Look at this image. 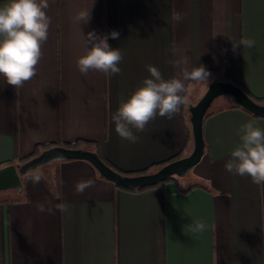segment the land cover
Listing matches in <instances>:
<instances>
[{
    "label": "crops",
    "instance_id": "crops-1",
    "mask_svg": "<svg viewBox=\"0 0 264 264\" xmlns=\"http://www.w3.org/2000/svg\"><path fill=\"white\" fill-rule=\"evenodd\" d=\"M6 2L0 0V6ZM48 3L51 24L36 76L20 88L0 77V167L20 163L38 145L77 140L97 143L125 172L182 151L188 155L193 140H187L186 105L191 91L202 97L206 84L186 82L185 107L171 119L157 115L143 132L133 129L137 142L115 131L112 115L150 78L146 65L157 67L165 79L182 78V67L217 69L264 98V0ZM81 10H90L86 23L75 19ZM175 12L182 14L181 22L173 20ZM112 31L119 32L108 43L123 54L121 72L82 75L76 61L85 52L87 34ZM246 39L255 45H242ZM182 57L186 65L168 63ZM232 104L230 98L210 109L203 124L204 154L191 178L175 175L128 190L83 159L62 160L53 176L45 172L38 183L33 179L38 173L23 176V192L0 193V264H264V185L225 168L240 143L241 126L252 121L264 130V117ZM87 180L93 185L77 192V182ZM41 205L44 211L38 210ZM195 221L205 224L204 231L190 230Z\"/></svg>",
    "mask_w": 264,
    "mask_h": 264
},
{
    "label": "clouds",
    "instance_id": "clouds-1",
    "mask_svg": "<svg viewBox=\"0 0 264 264\" xmlns=\"http://www.w3.org/2000/svg\"><path fill=\"white\" fill-rule=\"evenodd\" d=\"M48 0H7L0 6V77L14 88L23 85L37 74V66L43 56L42 47L48 39L51 18L47 15ZM90 10L77 13V21L87 22ZM173 20L181 22L183 16L173 13ZM109 36L119 38V32L112 31L108 35L99 36L89 32L85 38L86 49L77 58L76 64L82 75L89 71L102 72L105 75H118V66L123 60L119 48L109 46ZM241 44L249 48L255 45L252 39L242 40ZM173 67L187 64V58L168 61ZM150 78H145L126 100H122L117 111L112 115L116 133L125 140L135 143L139 137L134 134L143 132L146 125L157 115L171 119L181 106L186 103V82H196L208 86L210 73L204 66H196L189 70L182 67V78L165 79L161 71L152 65H146ZM240 143L231 150V158L225 168L229 173L248 176L256 185H264V130L254 126L249 121L238 131ZM56 162H62L58 157ZM43 173L34 176V182H39ZM92 180L79 181L76 191L83 192L93 185ZM220 193L217 192V196ZM65 210V206H59ZM40 211L44 207L39 206ZM205 224L195 221L190 226L192 232H202Z\"/></svg>",
    "mask_w": 264,
    "mask_h": 264
},
{
    "label": "water",
    "instance_id": "water-1",
    "mask_svg": "<svg viewBox=\"0 0 264 264\" xmlns=\"http://www.w3.org/2000/svg\"><path fill=\"white\" fill-rule=\"evenodd\" d=\"M222 95L229 96L233 104L241 106L252 114L264 117V103L255 101L235 83L221 80L220 78H214L209 83L202 97L189 107L193 149L188 155L168 162L151 172L127 175L107 165L93 150L55 145L43 150L39 155L31 158L25 163H9L1 166L0 192L9 189H16L19 192H23L22 177L31 169L42 164H48L52 160H57L58 157H62V160H87L92 163L102 177L121 187L136 188L155 185L165 181L171 176L184 175L200 162L204 154V117L213 101Z\"/></svg>",
    "mask_w": 264,
    "mask_h": 264
},
{
    "label": "trees",
    "instance_id": "trees-1",
    "mask_svg": "<svg viewBox=\"0 0 264 264\" xmlns=\"http://www.w3.org/2000/svg\"><path fill=\"white\" fill-rule=\"evenodd\" d=\"M210 73L209 77L208 78H211L213 76H217L218 78H220L221 80H225V81H231L233 83H235L236 85L240 86L251 98H253L255 101L259 102V103H264V98H257L255 96H253L245 87H243L239 82L231 79L230 77H228L227 75L221 73L220 71H218L217 69H211L208 71ZM184 105V104H183ZM185 107V105H184ZM232 107H239L245 111H247L246 109L242 108L241 106L237 105V104H232ZM248 113L252 114L251 112L247 111ZM211 114V111H210V108L209 110L207 111V113L205 114V117H204V121L205 119ZM254 115V114H252ZM256 116V115H254ZM204 124V122H203ZM185 126H186V129H187V133H188V142L193 140V136H192V127H191V123H190V115L188 117L187 120H185ZM56 145H62V146H66V147H71V148H84V149H89V150H93L95 151L100 157L101 159L107 164L109 165L110 167H112L113 169H115L116 171L120 172V173H123V174H127V175H134V174H142V173H147V172H151V171H154L156 170L157 168H159L160 166L168 163V162H171L173 160H176L178 158H181L184 156V153L183 151L176 154L174 157L166 160V161H162L160 163H155L153 165H150L149 167L145 168V169H142L140 171H134V172H125V171H122L120 170L119 168H117L113 163H111L100 151L99 149V146L97 143L95 142H92V141H88V140H77L76 142L74 143H56ZM52 146H55V144H47V145H38L36 146V148L34 149V151L27 157L21 159L20 161V164L22 163H25L26 161L30 160L31 158L39 155L43 150L47 149V148H50ZM30 174V171L25 174L24 176H28ZM172 178L169 177L167 178L166 180ZM165 180V181H166ZM157 185V184H155ZM155 185H148V186H142V187H136V188H128V187H121V186H118L116 185L117 187H120V188H124V189H128V190H143L145 188H148V187H152V186H155ZM190 189V188H189ZM187 189V190H189Z\"/></svg>",
    "mask_w": 264,
    "mask_h": 264
},
{
    "label": "rangeland",
    "instance_id": "rangeland-1",
    "mask_svg": "<svg viewBox=\"0 0 264 264\" xmlns=\"http://www.w3.org/2000/svg\"><path fill=\"white\" fill-rule=\"evenodd\" d=\"M201 85L205 86V84H199V85H198L199 88H200ZM199 88H197V89H199ZM197 89H196V90H197ZM191 92L194 93V94H191V96H190V98H189V100H188V102H187L186 109H187L188 112H189V107H190V105L195 104V103L197 102L198 98H199L198 95L195 94V92H193V91H191ZM229 99H230V98H228V96H223V95L217 97V98L213 101L212 105L210 106V109H214V108H217V107H219V106H223V105L227 104ZM57 163H58V162H56V160H52V161H51L50 163H48V164H42V165H39V166H37V167L31 169V170H30V173H39V172H40V173H45V172H49V175H50V176H53V175L55 174V172H56V165H57ZM195 167H196V166H194V167L190 170V172H188L187 174H185V175H187L188 178L193 177V171H194ZM9 190H10V189H9ZM7 191H8V190H4V191H2V192H0V193H1V194H5V193H7Z\"/></svg>",
    "mask_w": 264,
    "mask_h": 264
}]
</instances>
